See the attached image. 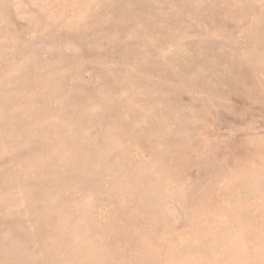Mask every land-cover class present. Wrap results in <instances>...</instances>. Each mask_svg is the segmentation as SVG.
I'll return each instance as SVG.
<instances>
[{
	"label": "rangeland",
	"instance_id": "rangeland-1",
	"mask_svg": "<svg viewBox=\"0 0 264 264\" xmlns=\"http://www.w3.org/2000/svg\"><path fill=\"white\" fill-rule=\"evenodd\" d=\"M0 264H264V0H0Z\"/></svg>",
	"mask_w": 264,
	"mask_h": 264
}]
</instances>
